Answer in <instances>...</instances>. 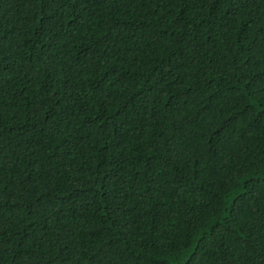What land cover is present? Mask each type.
Returning a JSON list of instances; mask_svg holds the SVG:
<instances>
[{
    "label": "trees",
    "instance_id": "1",
    "mask_svg": "<svg viewBox=\"0 0 264 264\" xmlns=\"http://www.w3.org/2000/svg\"><path fill=\"white\" fill-rule=\"evenodd\" d=\"M0 264H264V0H0Z\"/></svg>",
    "mask_w": 264,
    "mask_h": 264
}]
</instances>
